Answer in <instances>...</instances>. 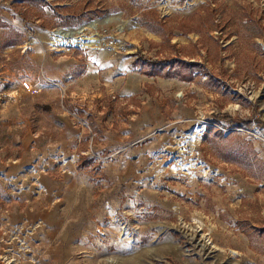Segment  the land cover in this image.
<instances>
[{"label": "rangeland", "instance_id": "1", "mask_svg": "<svg viewBox=\"0 0 264 264\" xmlns=\"http://www.w3.org/2000/svg\"><path fill=\"white\" fill-rule=\"evenodd\" d=\"M239 150L264 166V0H0V264H264Z\"/></svg>", "mask_w": 264, "mask_h": 264}, {"label": "trees", "instance_id": "2", "mask_svg": "<svg viewBox=\"0 0 264 264\" xmlns=\"http://www.w3.org/2000/svg\"><path fill=\"white\" fill-rule=\"evenodd\" d=\"M149 13V11H144L142 13V16L144 17L145 15H147ZM211 17L210 15H208V20L209 22H207L208 24L206 25L203 19H200V26H199V31H202L204 28L210 27L211 26ZM210 18V19H209ZM138 23L141 25L146 26L149 30L151 31H160L161 30V26H162V20L159 19L156 16L150 17V19L145 20V19H141L138 20ZM180 30L182 33H185L188 31L187 29V23L184 24V26L180 25L179 26ZM148 63L149 67L151 70L147 71L148 73H152L154 75H160L163 77H176L179 78L181 80H193L194 79V69L196 67V63L195 62H184L181 60H175L172 61L171 64L172 65H168V67L166 69H163L165 63L162 62V65L160 62H155L153 60L150 59H145L143 60L141 57V60L139 63L143 64V63ZM160 65L162 66V69H158L160 67ZM174 65H178V66H174ZM239 157L243 158L244 161L247 162V164H254V163H258V174H259V179L264 180V166L263 163L261 162V160L255 158L254 154L253 155H248L246 154V152L239 150ZM234 154V153H232ZM245 154V155H244ZM261 231H264V229L262 230L261 228L259 229Z\"/></svg>", "mask_w": 264, "mask_h": 264}, {"label": "bare ground", "instance_id": "3", "mask_svg": "<svg viewBox=\"0 0 264 264\" xmlns=\"http://www.w3.org/2000/svg\"><path fill=\"white\" fill-rule=\"evenodd\" d=\"M94 22L90 23L91 25ZM120 29V28H119ZM100 40L94 35L84 34V29L66 30L61 32H54V36L50 44L57 48L58 46H77V47H91L98 45Z\"/></svg>", "mask_w": 264, "mask_h": 264}, {"label": "crops", "instance_id": "4", "mask_svg": "<svg viewBox=\"0 0 264 264\" xmlns=\"http://www.w3.org/2000/svg\"><path fill=\"white\" fill-rule=\"evenodd\" d=\"M90 59H91V61L89 62V61H87L86 62V64L88 65V64H91V67H89L88 66V68H87V70H86V72H94L95 70L92 68V65H94L95 63L97 64V65H99L101 62H95V59H96V56L95 55H93V56H90ZM108 62V64H109V67H112V66H118V60L117 59H113V60H108L107 61ZM130 62L131 61H127V59H125V60H123V61H121L120 62V67H127V66H129V64H130ZM94 70V71H93Z\"/></svg>", "mask_w": 264, "mask_h": 264}, {"label": "water", "instance_id": "5", "mask_svg": "<svg viewBox=\"0 0 264 264\" xmlns=\"http://www.w3.org/2000/svg\"><path fill=\"white\" fill-rule=\"evenodd\" d=\"M92 22H94V20L93 21H90V23H92ZM65 29L63 28V29H58V30H54V32H61V31H64Z\"/></svg>", "mask_w": 264, "mask_h": 264}, {"label": "built area", "instance_id": "6", "mask_svg": "<svg viewBox=\"0 0 264 264\" xmlns=\"http://www.w3.org/2000/svg\"><path fill=\"white\" fill-rule=\"evenodd\" d=\"M11 24H12V23H11ZM109 44H114V43H113V41H110ZM43 79H44L45 81H49V79L46 78V77H43ZM56 85H57V84H56Z\"/></svg>", "mask_w": 264, "mask_h": 264}]
</instances>
